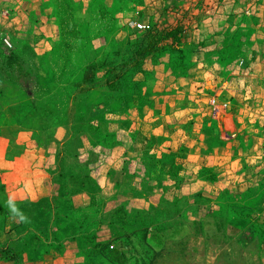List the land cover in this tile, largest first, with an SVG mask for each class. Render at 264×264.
<instances>
[{
    "label": "rangeland",
    "instance_id": "1",
    "mask_svg": "<svg viewBox=\"0 0 264 264\" xmlns=\"http://www.w3.org/2000/svg\"><path fill=\"white\" fill-rule=\"evenodd\" d=\"M39 179L13 218L5 180ZM46 243L264 264V0H0V264Z\"/></svg>",
    "mask_w": 264,
    "mask_h": 264
},
{
    "label": "crops",
    "instance_id": "2",
    "mask_svg": "<svg viewBox=\"0 0 264 264\" xmlns=\"http://www.w3.org/2000/svg\"><path fill=\"white\" fill-rule=\"evenodd\" d=\"M40 153L39 155H41ZM15 165H10L9 168L15 170ZM34 171L37 175L42 177V169L37 168L34 169ZM13 173V170H9V174L12 175ZM5 182L7 187L12 189V194L10 195L12 199L39 200L44 198H53L50 189L44 186V182L42 181V179H39V182H37L38 186L35 184L37 187H34L33 182L29 180L20 181L19 183L14 180H5ZM30 183H32L33 185H31ZM71 200L73 202L74 208L76 209L90 208L93 205V197L88 192H80L74 194ZM82 229V225L76 226L75 228H73L72 235H80ZM35 235H37V239L40 238L39 233H36ZM99 240H106V238L101 236ZM46 246L47 247L44 250V259H36L37 251L31 249L29 245H26L19 250V256L25 261L26 264H43V262L47 260H52L54 264H67L70 263L71 259H73V261L76 260V251L73 250L74 252H72L70 248L68 249V251H63L59 249V247H56L54 245L51 246V244L48 245L46 243Z\"/></svg>",
    "mask_w": 264,
    "mask_h": 264
},
{
    "label": "clouds",
    "instance_id": "3",
    "mask_svg": "<svg viewBox=\"0 0 264 264\" xmlns=\"http://www.w3.org/2000/svg\"><path fill=\"white\" fill-rule=\"evenodd\" d=\"M7 206H8V209L10 211V213L12 214L13 218H16V217H19V219L21 221L25 220L26 218L19 213L13 199L11 197H9V200L7 202Z\"/></svg>",
    "mask_w": 264,
    "mask_h": 264
},
{
    "label": "built area",
    "instance_id": "4",
    "mask_svg": "<svg viewBox=\"0 0 264 264\" xmlns=\"http://www.w3.org/2000/svg\"><path fill=\"white\" fill-rule=\"evenodd\" d=\"M142 26H143L144 28H148V27H149L148 24H144V25H142ZM4 43H5L8 47H12V45H13L9 37L4 38Z\"/></svg>",
    "mask_w": 264,
    "mask_h": 264
},
{
    "label": "trees",
    "instance_id": "5",
    "mask_svg": "<svg viewBox=\"0 0 264 264\" xmlns=\"http://www.w3.org/2000/svg\"><path fill=\"white\" fill-rule=\"evenodd\" d=\"M109 254H120V252H119V250H117V249H115V250H111V251H109ZM18 258H13V260L17 263L18 262V260H17Z\"/></svg>",
    "mask_w": 264,
    "mask_h": 264
}]
</instances>
